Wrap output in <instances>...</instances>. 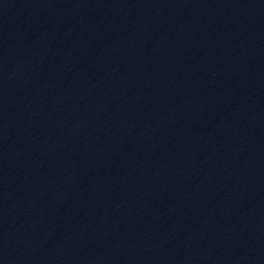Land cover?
Segmentation results:
<instances>
[{"label":"water","instance_id":"95a60500","mask_svg":"<svg viewBox=\"0 0 264 264\" xmlns=\"http://www.w3.org/2000/svg\"><path fill=\"white\" fill-rule=\"evenodd\" d=\"M264 92V0H0V214L136 165Z\"/></svg>","mask_w":264,"mask_h":264}]
</instances>
